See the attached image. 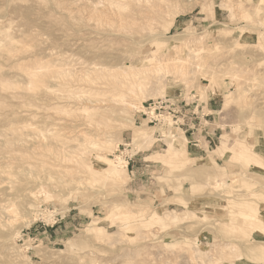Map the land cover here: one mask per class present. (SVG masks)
Wrapping results in <instances>:
<instances>
[{"label": "rangeland", "instance_id": "obj_1", "mask_svg": "<svg viewBox=\"0 0 264 264\" xmlns=\"http://www.w3.org/2000/svg\"><path fill=\"white\" fill-rule=\"evenodd\" d=\"M0 264H264V0H0Z\"/></svg>", "mask_w": 264, "mask_h": 264}, {"label": "built area", "instance_id": "obj_2", "mask_svg": "<svg viewBox=\"0 0 264 264\" xmlns=\"http://www.w3.org/2000/svg\"><path fill=\"white\" fill-rule=\"evenodd\" d=\"M175 104L169 99H160L144 102L139 107L137 114L146 118L147 126L158 130V141H166L176 138L178 131H185L183 120L178 118ZM191 128L188 130V132ZM132 159L128 160L127 169L131 165Z\"/></svg>", "mask_w": 264, "mask_h": 264}, {"label": "bare ground", "instance_id": "obj_3", "mask_svg": "<svg viewBox=\"0 0 264 264\" xmlns=\"http://www.w3.org/2000/svg\"><path fill=\"white\" fill-rule=\"evenodd\" d=\"M182 139H183V138L181 137V138H179V140L176 142V145L178 146V150H183V147H184V146H183V142H184V141H182ZM173 142H174V141H173ZM174 143H175V142H174ZM184 144H185V143H184ZM173 146H174V145H173ZM171 149H172V144H171ZM173 149H174V147H173ZM176 149H177V147H176ZM178 150H176V151H178ZM173 151H175V150H173ZM181 155H182V154H181ZM127 163H128V162H127ZM104 164H105V163H104ZM106 170H108V169H106ZM111 173H112V172H111ZM116 173H117V172H116ZM116 173H115V174H116ZM119 173H120V172H118V175H117L118 177H119ZM113 174H114V170H113Z\"/></svg>", "mask_w": 264, "mask_h": 264}]
</instances>
